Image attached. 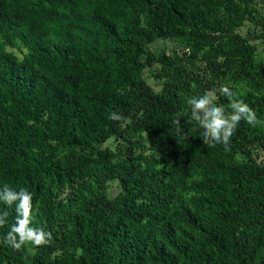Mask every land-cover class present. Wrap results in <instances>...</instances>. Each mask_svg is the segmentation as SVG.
Wrapping results in <instances>:
<instances>
[{
  "label": "trees",
  "instance_id": "16d2710c",
  "mask_svg": "<svg viewBox=\"0 0 264 264\" xmlns=\"http://www.w3.org/2000/svg\"><path fill=\"white\" fill-rule=\"evenodd\" d=\"M180 34L181 57L147 47ZM251 38L264 45V15L246 0H0V190L26 188L31 226L53 234L33 255L0 243V264H264V126L241 121L225 151L203 144L186 105L227 84L262 121ZM155 65L167 76L159 93L141 79ZM202 183L214 209L198 242L178 241L171 218L200 214ZM66 188L76 192L64 202ZM3 211L0 241L15 205ZM66 248L77 252L50 259Z\"/></svg>",
  "mask_w": 264,
  "mask_h": 264
},
{
  "label": "clouds",
  "instance_id": "9594fccd",
  "mask_svg": "<svg viewBox=\"0 0 264 264\" xmlns=\"http://www.w3.org/2000/svg\"><path fill=\"white\" fill-rule=\"evenodd\" d=\"M217 93L228 97V110L225 106L215 104L218 98ZM186 105L187 110H190V120L202 129L203 144L213 147L223 145L225 151L229 150L230 139L241 121L252 127L264 123L257 119L256 112L247 103L236 97L227 84L221 85L218 89H209L202 96L187 98ZM108 118L112 121L123 119L117 112H110ZM173 123L179 125L180 120L175 119ZM32 199V194L26 188L15 191L5 186L0 190V201L8 207L15 205V222L0 241L13 251H20L26 244L40 247L52 242L51 231H46L43 227L31 226ZM8 216V211L0 213V227L6 224Z\"/></svg>",
  "mask_w": 264,
  "mask_h": 264
},
{
  "label": "rangeland",
  "instance_id": "374dc122",
  "mask_svg": "<svg viewBox=\"0 0 264 264\" xmlns=\"http://www.w3.org/2000/svg\"><path fill=\"white\" fill-rule=\"evenodd\" d=\"M246 3L249 5L251 9L256 11L259 15H264V0H246ZM240 31L243 35L249 37H256L258 35L257 28L253 27L249 23L244 24ZM182 34L173 35L171 37L163 38L159 36H152V40L148 42L147 47L150 52L155 54H164L168 58H173L175 54L182 56ZM251 43L256 45L258 51L255 54V64L264 65V45L257 38H251ZM10 52H12L16 57L21 58L22 53L8 48ZM228 78L231 77V74L226 75ZM166 71H164L161 66L155 65L153 67H147L143 69L141 72L142 81L154 92H161L163 85L166 81ZM230 82L237 87L242 86L236 83L235 78H231ZM237 84V85H236ZM263 92L257 93L256 97H262ZM262 121H264V115H262ZM264 126V123H262ZM101 149H113L114 142L113 139H108L104 145L100 147ZM263 160V157L260 156ZM208 183H202L198 188V195L200 198L202 197L203 202L201 201L199 205V215H196L194 218H186L183 217V212H176L171 218V224L168 227L169 234L174 236L178 241H194L198 242L202 237V232L204 226L209 221V216L211 215L214 209V199L209 194ZM75 188H66L62 192L59 193L58 199L66 202V199L73 195L76 191ZM106 190L108 195L113 198L118 194L119 188L114 181H110L106 185ZM159 242L162 243V238L160 236ZM27 251L30 255L35 253V246L27 245ZM155 250H153L154 252ZM77 251H73L70 248H66L64 250H58L53 255L50 256L51 260H56L59 263H62L67 255L75 254Z\"/></svg>",
  "mask_w": 264,
  "mask_h": 264
}]
</instances>
